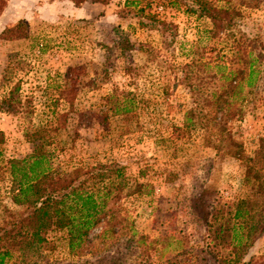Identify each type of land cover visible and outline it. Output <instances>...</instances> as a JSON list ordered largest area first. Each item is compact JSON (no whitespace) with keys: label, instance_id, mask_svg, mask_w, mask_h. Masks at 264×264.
I'll return each instance as SVG.
<instances>
[{"label":"rangeland","instance_id":"1","mask_svg":"<svg viewBox=\"0 0 264 264\" xmlns=\"http://www.w3.org/2000/svg\"><path fill=\"white\" fill-rule=\"evenodd\" d=\"M90 1L76 8L67 0H7L0 16V31L21 19L28 35L21 40L0 39V100L10 91L17 98L10 111L0 110V131L5 138L0 147L4 155L25 154L29 145L24 132L32 129L30 118L36 123L40 114L51 115L49 107L68 109L65 98L76 93L74 108L66 110L63 128L53 132L55 144L64 147L58 163L64 167L80 161L124 165L130 186L121 203L131 220L124 231H134L146 239L137 254L127 252L130 259H143L146 264H216L222 257H235L232 230L225 228L218 237L213 231L220 225L230 228L240 222L231 219L235 205L230 204L237 199L234 192L242 174L236 161L229 159L225 165L211 169L219 160L212 146L192 141V146L177 150L174 142H156L146 129L120 131L122 136L110 140L104 136V126H85L90 105L96 100L89 79L101 80L103 67L110 73L105 89L115 85L142 93L145 98L146 93L156 96L151 95L159 102L156 120L161 123L162 133L171 124H180L191 97L183 84L175 82L173 74L167 75L164 69L167 64L189 61L196 42L203 46L208 43L210 21L155 4L150 11L167 23L164 25L145 12L140 18L123 17L125 0H111L107 5ZM242 11L236 20L238 25L264 45V2L258 8ZM120 33L128 35L137 47L126 58L117 47ZM10 53L17 54L13 60H8ZM163 84L167 85V93L161 89ZM16 87L18 90H14ZM143 116L141 119H146ZM155 125L153 122L150 127ZM233 131L246 153L252 155L260 149L264 136V108L249 104ZM7 186L5 178L0 183V224L21 211L8 198ZM201 187L207 190L206 199L212 209L223 207L216 221L210 215L212 230L204 224L201 213L191 208L192 198ZM98 233L99 228L91 236ZM242 234L250 247L246 259L264 260V231L255 239L245 228ZM97 246L99 239L95 237L88 250ZM156 247L162 252H156ZM48 255L50 264H86L90 259L86 253L70 255L64 245Z\"/></svg>","mask_w":264,"mask_h":264},{"label":"trees","instance_id":"2","mask_svg":"<svg viewBox=\"0 0 264 264\" xmlns=\"http://www.w3.org/2000/svg\"><path fill=\"white\" fill-rule=\"evenodd\" d=\"M68 1L75 7H81L88 0ZM90 2L107 5L111 0ZM263 2L124 1L123 17L140 18V14L145 12L156 23L165 25L164 20L156 19L157 15L150 11L156 4L179 9L188 17L195 15L210 21L208 43L203 46L196 42L189 61L167 64L164 69L167 75L173 74L175 82L183 84L191 97V105L183 111L180 124H171L167 132L162 133L161 123L156 120L159 105L157 99H153L156 96L146 93L145 98L142 93H133L115 85L105 89L106 80L110 79L105 67L100 81L97 77L89 79L93 92L96 91L93 93L96 100L88 110L94 114L89 113L86 127L104 126V136L110 140L122 136L120 131L128 133L146 129L156 142H174L177 150L192 146V141L203 147L212 146L215 159L219 160L211 169L225 165L229 159L238 163L242 174H239L241 177L234 192L237 199L230 204L235 205L231 219L240 222L230 228L220 225L218 230L213 231L218 237L226 229L232 230V237L236 240L232 244L235 257L216 258V264H264V260L246 259L250 247L242 234L245 228L247 234L255 239L264 231V136L261 137L260 149L250 155L233 131L249 104L264 108V45L260 44L258 37L242 30L236 21L243 8H258ZM6 3L7 0H0V16ZM27 35L26 23L21 19L0 31V39L5 40H21ZM117 40V47L125 58L137 49L135 41L124 33H120ZM16 55L10 53L8 60H13ZM166 86L163 84L161 88L165 93ZM56 88L61 86L56 85ZM102 90L105 92L99 93ZM76 97V93L64 97L68 101V109L74 108ZM16 99L10 91L0 100V110L10 111L15 102L17 104ZM54 102L58 105L59 100ZM48 109L51 115L40 114L38 122L31 123L33 118H30L32 129L24 132V139L29 145L25 154L6 157L0 147V183L5 178L8 180V198L13 205L21 208L18 216L0 224V264H50L48 253L62 245L72 256L89 255L86 264H146V260L135 261L128 256V253L135 255L141 251L146 239L143 235L138 237L134 231H124L131 222L128 211L121 203L130 186L124 165L80 161L64 167L58 163L59 154H64V147L59 148L55 144L53 132L63 128L68 109ZM145 115L146 119H141ZM153 122L156 125L150 127ZM4 139V133L0 131V145ZM200 190L192 198L191 208L201 213L204 224L212 230L214 223L210 215L213 214L212 218L216 221V215L223 207L219 211L214 207L212 209L210 200L206 199L207 190L202 187ZM98 228L99 233L95 237L99 239V246L89 251L95 238L91 233ZM155 250L162 252L159 247Z\"/></svg>","mask_w":264,"mask_h":264},{"label":"crops","instance_id":"3","mask_svg":"<svg viewBox=\"0 0 264 264\" xmlns=\"http://www.w3.org/2000/svg\"><path fill=\"white\" fill-rule=\"evenodd\" d=\"M68 1V0H67ZM76 8H80V7H76ZM2 18H3V15H2Z\"/></svg>","mask_w":264,"mask_h":264}]
</instances>
